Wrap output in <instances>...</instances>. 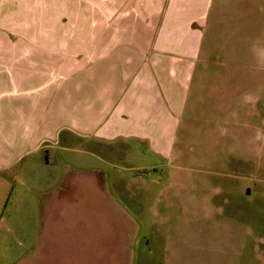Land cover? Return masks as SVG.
Instances as JSON below:
<instances>
[{"label":"crops","instance_id":"0c3cea01","mask_svg":"<svg viewBox=\"0 0 264 264\" xmlns=\"http://www.w3.org/2000/svg\"><path fill=\"white\" fill-rule=\"evenodd\" d=\"M261 67L264 0H0V222L22 214L13 195L25 164L49 165L31 156L61 147L63 134L166 158L238 145L240 122L255 115L245 110L264 101ZM98 174L67 167L40 197L31 264H130L135 230L115 228L118 240L94 256L90 226L72 225L90 189L108 187Z\"/></svg>","mask_w":264,"mask_h":264},{"label":"rangeland","instance_id":"374dc122","mask_svg":"<svg viewBox=\"0 0 264 264\" xmlns=\"http://www.w3.org/2000/svg\"><path fill=\"white\" fill-rule=\"evenodd\" d=\"M255 77L262 87L256 96H264V67ZM245 111L255 115L240 122L239 144L227 143L218 153L166 158L122 139L81 138L69 145L63 134L61 147L31 156L49 165L25 162V188L13 195L22 196V214L10 219L6 213L0 222V264H31L39 199L63 180L67 167L102 172L108 183L93 186V198L67 213L74 228L90 226L94 256L111 247L115 228H122L136 232L132 247L125 243L130 264H264V101Z\"/></svg>","mask_w":264,"mask_h":264}]
</instances>
